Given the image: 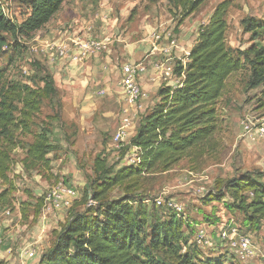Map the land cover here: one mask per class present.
<instances>
[{"label": "rangeland", "instance_id": "1", "mask_svg": "<svg viewBox=\"0 0 264 264\" xmlns=\"http://www.w3.org/2000/svg\"><path fill=\"white\" fill-rule=\"evenodd\" d=\"M103 1L67 0L36 35L41 39H51L54 33L49 27L58 23V18L68 19L66 11L72 5L79 10L80 20L84 22L80 24L92 27L93 33L102 27L101 24H107L109 32L105 36L92 34L108 43V38L113 41L108 46L112 50L114 64L112 70L108 68V81L98 75L91 77L82 73L78 67L73 69L67 80L64 81L62 77L55 79L54 71L43 55L32 53L27 46L11 37L7 48L0 52V89L6 102L17 107L14 112L17 129L11 136H0V163L6 170L5 176H0V232L5 242L2 249L4 258L0 264H40L42 257L53 249L59 234L73 215L101 208L91 198H84L87 191L92 192L96 188L95 159L100 157L107 161L113 169L111 178L129 167L126 154L114 149V137L125 117L133 118L132 128H137L141 118L161 102L159 91L169 87L171 81H163L160 75L158 90L147 101L148 104L145 102L142 109L135 113L127 107L119 87L121 67L128 63L125 56L132 53V47L147 46L152 41L159 51L152 56V46V50L142 54L141 58H149V68H153V62L163 61L172 70L176 69L178 63H188L186 56L197 43L200 29L208 24L217 5L225 0H207L180 26V12L174 10L167 0H109L108 4ZM228 1L226 42L242 68L226 82L218 107L220 117L223 118L225 114L226 118L214 139L215 150L204 149L185 156L169 170L160 168L153 173L143 172L116 186L110 192L108 201L111 203L128 197L135 209L139 206L138 202L149 201L148 222L152 226L157 219L163 222L172 218L173 212L167 208L159 209L154 203L155 199L165 194L167 201L173 200L185 209L188 227L185 237L188 244L194 241L193 223L222 226L230 221L242 236L251 239L256 257L241 262L222 250L227 263L264 264V220L255 219L247 208L252 193H245L246 201L241 203L235 202L228 191L231 181L243 177L257 181L264 189V143L247 142L242 131L244 120L264 116V86L251 87L252 67L248 58L243 56V52L252 45L263 47L264 37L260 34L258 39L253 40V34L245 33L242 21L255 17L231 19V5L234 6L238 0ZM13 2L14 19L22 24L31 13V0ZM101 13L108 17V22L102 23L97 18ZM255 19L259 24L264 23L262 18ZM75 24L78 23L71 22L66 28L71 26L75 29ZM257 31L261 33L260 29ZM32 37L24 35L28 41ZM173 39L177 40L179 48L165 55L160 45L168 47ZM158 54L163 59L158 60ZM249 57L254 58L252 55ZM36 64L53 75L57 95L43 98L37 92L34 98L38 108L30 113L24 110L25 95L19 96V92L25 85L34 91L43 88ZM173 80H178L174 73ZM42 136H46L54 148L45 162L29 156L30 147ZM59 183L75 188L78 198L66 211L46 215L45 195ZM90 201L93 202L92 206L89 205ZM146 235L150 236L149 228ZM29 249L35 251L34 259L26 256ZM194 249L195 255L203 258L220 252L210 247ZM157 256L163 258L161 252Z\"/></svg>", "mask_w": 264, "mask_h": 264}, {"label": "trees", "instance_id": "2", "mask_svg": "<svg viewBox=\"0 0 264 264\" xmlns=\"http://www.w3.org/2000/svg\"><path fill=\"white\" fill-rule=\"evenodd\" d=\"M66 1L31 0V13L22 24H12L3 15L0 5V52L8 46L10 37H32L43 29ZM167 1L180 12V26L207 0ZM229 8L228 0L217 5L208 24L200 29L186 66L178 63L174 75L181 78L184 73L182 87L175 90L162 88L159 91L161 102L145 114L134 129L130 143L131 147L140 149L141 164L129 166L111 178L113 169L105 159L96 158V188L92 192L87 191L84 198H91L101 208L73 215L40 264H228L224 254L206 258L196 256L194 248L199 247L195 243L188 244L185 237L188 228L186 219L177 217L173 211L167 209L173 212L171 219L163 222L157 219L150 226L147 205L143 203L145 200L138 202L139 206L135 209L128 197L109 203L108 196L116 186L143 172L153 173L160 168L169 170L185 156L204 149L215 150L214 139L226 118L225 114L221 118L218 110L226 82L242 68L226 42ZM241 25L245 33L253 34V40L258 39L260 34L264 37V23L259 24L257 19H244ZM250 55L254 58L250 59ZM243 56L248 58L252 67L251 87L264 86V46L257 48L252 45L243 52ZM38 65L36 72L43 88L34 91L25 85L19 92V96L25 95L24 110L30 113L38 108L34 98L37 92L43 98L57 95L53 75ZM16 111L17 107L6 102L0 89V136H11L17 129L14 120ZM53 150L47 137L42 136L30 147L29 156L45 162ZM128 150L129 147L122 152L126 154ZM5 172L4 165L0 163V176L4 177ZM228 191L235 202L241 203L246 201L245 193H252L247 208L255 219L264 220V189L260 183L243 177L231 181ZM148 228L149 237L146 235ZM158 252L163 254V258L157 256Z\"/></svg>", "mask_w": 264, "mask_h": 264}, {"label": "built area", "instance_id": "3", "mask_svg": "<svg viewBox=\"0 0 264 264\" xmlns=\"http://www.w3.org/2000/svg\"><path fill=\"white\" fill-rule=\"evenodd\" d=\"M104 2L108 4L109 0H104L103 3ZM0 5L2 7L3 15L12 24H16L17 22L12 13L15 5L13 0H0ZM16 39L21 45L27 46L32 53L39 56L43 55L50 66L58 63L65 66L84 65L93 57L99 56L108 51V46L110 44L104 39L93 37L92 34H87L85 37H76L71 41H42L40 36L36 34L29 39V41L24 38V35H18ZM177 43V40L173 39L172 42L168 44V47L160 45L162 47V52L165 53V55L169 54L174 49L179 48ZM6 48L7 47H5L4 50ZM157 51H159V47L156 45L154 46L152 56ZM189 55L190 54H188V61ZM148 59L149 58L146 57L138 63H127L121 67L119 87L127 107L133 109L135 113H138V111L142 109V106H144L143 103L149 100V94L139 83L140 77L146 74L149 70ZM186 64L187 63H184L183 67H185ZM152 66L154 72L162 73L166 80H171L170 82L172 85L170 87L173 90L182 87L185 79L184 73L181 78H177L178 80L176 81L173 80L174 70L170 67H166L168 65H166L165 62H153ZM132 119L133 118L131 117H125V119H123L120 129L114 137L113 147L118 153H121L123 149L129 147V150L125 155L126 163L128 166L136 167L141 164V157L140 149L134 146L131 147L130 143L131 134L134 130V128H132ZM242 131L247 142L252 144L264 143V116L244 120L242 122ZM164 197L165 194L155 199L154 203L157 207L167 208L173 211L177 217L185 218L184 207L173 200L167 201ZM77 198L78 193L75 188L66 183H59L55 187H52L45 195L44 213H46V215H52L54 213L66 211L71 207V204L77 200ZM143 203L148 205L149 201H144ZM89 205L92 206L93 202L90 201ZM233 225L232 222L230 223V221H226L217 229V239L220 241L219 245H216L217 242L211 237L215 234L216 230L213 229L212 233H210L211 226L201 225L196 228L193 243L200 248H216L221 254L228 251L229 254L241 262H247L254 259L256 257V251L252 245L251 239L247 236H242L239 229ZM4 245L5 242L2 233L0 232V254L2 253ZM26 256L34 259L36 256L35 251L29 249Z\"/></svg>", "mask_w": 264, "mask_h": 264}, {"label": "crops", "instance_id": "4", "mask_svg": "<svg viewBox=\"0 0 264 264\" xmlns=\"http://www.w3.org/2000/svg\"><path fill=\"white\" fill-rule=\"evenodd\" d=\"M70 8L66 11L68 14V19H66V17H63L64 19H62V20H60L58 18V23L53 24L52 27H49L50 29L53 30L52 33H54V36L51 37V39H49V38L48 39H42V41H49V40L71 41L72 39H74L76 37H85L87 34L93 33L92 27H88V26L83 27L84 24H80V23H84V22L80 20L81 17H79L80 14H79V10H78L77 6L72 5ZM67 14H66V16H67ZM102 14L103 13H101L100 15H97V18L100 19V21L102 23L108 22V20H107L108 17L103 16ZM229 14H231V19L236 17L237 20L238 19H244L248 16L264 19V0H238L235 2L234 6L231 5V12ZM66 20H68V21H66ZM71 22L73 24L78 23V24H75V29H72L71 26L66 28L68 26V24H71ZM101 26L102 27L98 28V31H95V33H93L94 35H97V33H101V36L103 37V36H105L104 34L109 32L106 29L107 24L106 25L101 24ZM102 37H101V39H103ZM107 40L108 41L110 40L109 41L110 43L113 42L111 40V38H108ZM152 46H154V43L151 41L150 45L147 44V46L142 45V46H138V47L134 46L131 49L129 48L132 53L125 56L126 61H128V63H131V64L138 63V62L142 61L143 60V59H141L142 54H146L147 52L152 50ZM111 51L112 50H109V47H108V51H106L105 53H103L99 56L93 57L92 59L87 61L84 65H80V66H74V65L68 66L67 65V66H65V65H62L61 63H58L56 65H52L51 69L54 71L53 74L56 76L55 79L62 77V79H64V81L67 80V78L71 75V73L73 72V69L77 68V67L79 68L78 70L82 73H87V75H89L91 77H95L98 75V76H100V78L102 80L108 81L109 80V72H110V71H108V68H110L112 70V68L114 66L113 59L111 57V54H112ZM157 56H160V59H158V60L163 59V56L161 57L160 54H158ZM179 56L181 57L182 55H179ZM180 57H177V58H180ZM186 57L188 58V56H186ZM152 60H154V59H152ZM183 61H185V60H183ZM160 75H162L163 81L166 80L162 73H156L150 67L148 72L146 74L142 75L139 79L140 85L149 94V100H150V97L156 92L155 90L156 89L158 90V88H159L157 83H158V80L160 79L159 78ZM166 81H168V80H166ZM169 83L171 85V82H169ZM170 85H169V87H170ZM144 103H143V105H144ZM146 103L148 104L147 101H146ZM201 225L202 224H198V223H195V224L193 223L191 225L192 226L191 228L194 229V236L196 233V228L200 227ZM219 227H220V225L210 227V233H212L213 229L216 230L215 234H213L211 237L217 243H220V241L217 239V229ZM194 236H192L193 240H194ZM213 251H216V250H213ZM218 251L219 250H217V252ZM218 255H221V253L215 254V255L212 254L211 256L216 257ZM3 258H4L3 253H1L0 254V261L3 260Z\"/></svg>", "mask_w": 264, "mask_h": 264}]
</instances>
